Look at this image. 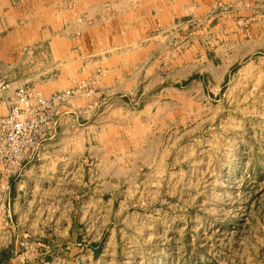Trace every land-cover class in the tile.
<instances>
[{
  "label": "crops",
  "instance_id": "obj_1",
  "mask_svg": "<svg viewBox=\"0 0 264 264\" xmlns=\"http://www.w3.org/2000/svg\"><path fill=\"white\" fill-rule=\"evenodd\" d=\"M219 1L238 3L0 0V114L20 85L8 80L13 62L23 46L44 47L45 31H56L50 64L30 74L32 85L50 95L88 83L10 177L0 203V264H124L125 247L139 246L142 229L171 207L183 179L184 147L203 119L205 75L216 94L222 74L247 54L231 41L233 22L219 16L211 59L201 35L184 48L185 33ZM40 57L47 61L45 52Z\"/></svg>",
  "mask_w": 264,
  "mask_h": 264
},
{
  "label": "rangeland",
  "instance_id": "obj_2",
  "mask_svg": "<svg viewBox=\"0 0 264 264\" xmlns=\"http://www.w3.org/2000/svg\"><path fill=\"white\" fill-rule=\"evenodd\" d=\"M246 1L217 2L185 33L184 48L201 35L211 59L214 23L218 16L231 20V41L243 44L247 54L222 74L216 94L205 75L203 119L196 141L184 147V175L172 190L171 207L156 215L152 228L142 229L139 246L135 240L133 250L125 247L120 259L124 264H264V0ZM246 8L251 12L244 13ZM186 22L195 24L192 19ZM30 33L36 37L38 31ZM45 33L48 39L56 31ZM50 38L44 47L39 46L42 41L23 46L13 62L16 76L8 80L42 92L32 85L30 74L50 64ZM44 52L47 61L40 57ZM4 68L0 60V82L6 85ZM86 84L81 80L67 89L78 94Z\"/></svg>",
  "mask_w": 264,
  "mask_h": 264
},
{
  "label": "built area",
  "instance_id": "obj_3",
  "mask_svg": "<svg viewBox=\"0 0 264 264\" xmlns=\"http://www.w3.org/2000/svg\"><path fill=\"white\" fill-rule=\"evenodd\" d=\"M0 86L5 85L0 82ZM75 94L74 89H66L44 95L21 85L13 97L6 99V112L0 114V203L9 190L10 177L56 132L60 108Z\"/></svg>",
  "mask_w": 264,
  "mask_h": 264
}]
</instances>
